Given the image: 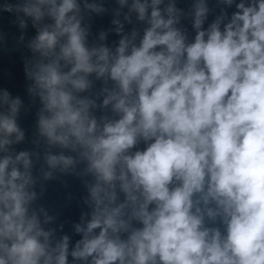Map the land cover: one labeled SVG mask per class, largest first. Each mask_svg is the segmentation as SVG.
Here are the masks:
<instances>
[{"label": "clouds", "instance_id": "clouds-1", "mask_svg": "<svg viewBox=\"0 0 264 264\" xmlns=\"http://www.w3.org/2000/svg\"><path fill=\"white\" fill-rule=\"evenodd\" d=\"M5 58L0 264H264V0H0Z\"/></svg>", "mask_w": 264, "mask_h": 264}]
</instances>
